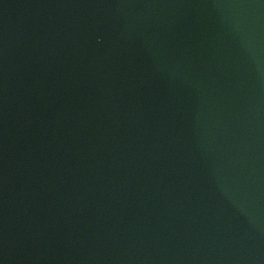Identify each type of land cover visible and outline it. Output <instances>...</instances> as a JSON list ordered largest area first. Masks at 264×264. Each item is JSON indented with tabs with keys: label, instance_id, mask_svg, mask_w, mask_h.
Wrapping results in <instances>:
<instances>
[{
	"label": "water",
	"instance_id": "obj_1",
	"mask_svg": "<svg viewBox=\"0 0 264 264\" xmlns=\"http://www.w3.org/2000/svg\"><path fill=\"white\" fill-rule=\"evenodd\" d=\"M0 264H264V0H0Z\"/></svg>",
	"mask_w": 264,
	"mask_h": 264
}]
</instances>
